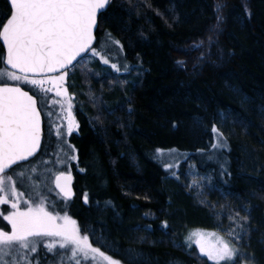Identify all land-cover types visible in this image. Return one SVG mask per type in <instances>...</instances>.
<instances>
[{"label": "trees", "instance_id": "obj_1", "mask_svg": "<svg viewBox=\"0 0 264 264\" xmlns=\"http://www.w3.org/2000/svg\"><path fill=\"white\" fill-rule=\"evenodd\" d=\"M8 10V0H0V19ZM105 32L120 41L123 64L135 70L117 74L79 62L80 126L71 141L76 194L57 195L49 173L45 184L53 191L41 185L47 203L121 264H130L129 249L132 264H213L196 246H184L186 234H226L228 217L248 209L250 234L229 238L264 264V0H110L97 39ZM213 124L226 138V165L211 158ZM48 136L30 160L37 168L41 159H57V142L50 145ZM157 148L164 150L159 160ZM171 149L186 157L166 172L161 160L167 163ZM187 161L203 175L184 174ZM194 180L202 187H187ZM30 183L19 186L27 197ZM33 256L59 264L42 244Z\"/></svg>", "mask_w": 264, "mask_h": 264}, {"label": "snow or ice", "instance_id": "obj_2", "mask_svg": "<svg viewBox=\"0 0 264 264\" xmlns=\"http://www.w3.org/2000/svg\"><path fill=\"white\" fill-rule=\"evenodd\" d=\"M8 3L9 10L0 19V41L6 49V55H0V65H3L0 68V205L9 206L0 211V217L7 222L0 226V264H39L33 254L38 252L41 244L48 252L59 256V264H121L119 259L93 246L89 235L81 233L77 221L67 212L60 215L48 210V195L34 182L38 166L30 161L42 147V110L51 105H58L59 111L45 112L49 117V136L54 129L58 152L63 153V157L57 156L55 163L65 164L77 159L71 154L75 152L74 146L65 139L79 129L73 115V97L66 87L69 72L76 68L74 61L79 63L87 57L109 66L117 74L122 68L129 73L135 70L128 64L112 62L113 53L118 57L123 45L111 33L105 32L97 39L98 18L107 10L110 0H8ZM21 85L31 86L36 94L30 95ZM53 92L60 99H52L49 104L48 94ZM53 115L59 123L51 119ZM211 133L217 141L211 145L213 149L227 148L226 138L215 124ZM175 151L169 150L170 153ZM163 155L164 150L157 148L156 158L159 160ZM25 161L27 165L21 164ZM161 162L166 172L178 167V164ZM46 163L49 162L40 160V165ZM46 172L54 176L55 188L59 189L57 195L62 193L64 199H70L71 172H54L50 168ZM171 174L180 179L175 171ZM18 181L31 182L32 192L27 199L24 192L18 191ZM44 187L49 193L53 191L47 184ZM187 187L202 186L194 180ZM87 199L85 194V203ZM244 211V216L237 211L228 217L231 223L226 235L235 237L237 242L250 234V229L245 228L250 212ZM151 227L148 225L146 230ZM160 227L162 231L166 230L167 221ZM102 239L99 237L98 241ZM193 243L200 256L207 257L213 264H237V261L254 264V257L241 252L238 243L216 232L193 231L184 246L191 248ZM58 250H62V254ZM126 254L132 264L135 250H126Z\"/></svg>", "mask_w": 264, "mask_h": 264}, {"label": "rangeland", "instance_id": "obj_3", "mask_svg": "<svg viewBox=\"0 0 264 264\" xmlns=\"http://www.w3.org/2000/svg\"><path fill=\"white\" fill-rule=\"evenodd\" d=\"M85 61L88 62V63H95V64H97L99 67H101L103 69H110L109 66L103 65V64H101V63H99L98 61H95V60H89L87 57H85ZM117 61H119L120 63L123 64L122 59H121V52L119 53V56L118 57L115 55V53H113V61L112 62H117ZM78 64L79 63H76V68L73 71H70L69 72L68 81H67V85H66L67 88H68L69 94L72 95V97H73V100H72L73 109L75 107H80V102L77 100L76 92L74 91L76 77H79V75H78L79 71L77 69V66L79 67ZM2 67H3V65H0V68H2ZM79 69H80V67H79ZM121 71H125V70L122 68ZM7 82H12V81H7ZM13 83H15V82H13ZM51 99H58V98L55 97V98H51ZM48 103L50 104V99L49 98H48ZM80 109H81V107H80ZM49 110L50 111H53L54 113H56V112L59 111V106L58 105H51L50 107L44 108L43 111L45 113L46 111H49ZM45 119L47 121L46 124H47L48 131H49V117L46 114H45ZM51 119L52 120L53 119H56V116L54 115ZM51 136H53V131H52ZM51 136L49 138V142H52ZM216 142L217 141H216V137H215V143ZM67 143H69V142H67ZM70 144L72 145V143H70ZM53 151H54V154H52L53 156L57 157L59 155V156L63 157V153L58 152V150L57 151L56 150H53ZM65 151H68L67 148H65ZM225 151H226L225 148L224 149H221V150H214V152L211 154V158H213L214 160L216 159L219 162H222L224 160L223 161L224 162V165H226V162H227L226 160L227 159L225 157H227V156H226ZM71 154L72 155H75L77 157L76 150H75V152H73ZM166 157L168 159L167 163H173L174 165H176V164L179 165L180 164V161H182L184 159V157H186V153L180 152V151L176 150L175 152H171V153L168 152L167 155H166ZM64 159L67 160L66 157H64ZM55 161H56V159L53 158L51 161H48L49 163H46V164L40 166L39 168H37V172H36V175L34 177V182L35 183L40 184V185H44L48 181L49 173L46 172V169H49L50 168L54 172L57 171V170H60V171H70V172H72V169L75 168L73 166H76L77 165V159L76 160L67 161L65 164H58V163H55ZM174 168H177V167H174ZM183 173L184 174H186V173H193V175H196V176H202L203 175L199 170L195 169L192 161H187L186 167L183 169ZM53 178H54V176L51 177V185H52ZM20 185H21V183L18 181L17 182V189H18V191L24 192V190L19 187ZM27 195L28 194L25 193V197H24L25 199L28 198ZM47 204H48L47 207H48V210L49 211H52L54 214L55 213H58L56 211L55 207L53 206V203L52 202H48ZM8 208H9L8 205H0V211H3V210L8 209ZM60 215H62V214H60ZM6 223L7 222L6 221H3L2 217H0V226H3ZM9 229H10V226H9ZM6 230H8V229H6ZM200 231H202V230H200ZM191 232H193V231H189L188 234H186L185 241H186V238L189 236V234ZM211 232H213V231H210L208 233H211ZM216 233H218L221 236H224L225 239H230L226 234H223L222 232H219V231L217 232L216 231ZM233 243H235V242L233 241ZM192 246H196V245L193 243ZM241 252L245 253L244 251H241ZM82 264H87V262H82Z\"/></svg>", "mask_w": 264, "mask_h": 264}, {"label": "flooded vegetation", "instance_id": "obj_4", "mask_svg": "<svg viewBox=\"0 0 264 264\" xmlns=\"http://www.w3.org/2000/svg\"><path fill=\"white\" fill-rule=\"evenodd\" d=\"M67 81H68V76H67V78H66V85H67ZM67 87V86H66ZM36 91V90H35ZM69 92V91H68ZM34 94H36V92L34 93ZM48 98L50 99V101L52 100L51 98H55V93L53 92V93H49L48 94ZM58 98V97H57ZM58 99H60V98H58ZM38 104H39V97H38ZM40 106V105H39ZM76 109V110H75ZM42 115H43V121H44V123H43V125H44V138H45V132H47V135H49V131H48V127H47V124H46V119H45V113H44V111L42 110ZM73 115L75 116V118H76V120H77V122H78V124H79V126H80V122H79V118H78V107H75L74 109H73ZM54 116V115H53ZM56 123H59V121L58 120H56V119H53ZM66 123V122H65ZM77 133V130L76 131H74L73 132V134L70 136V137H65L66 138V141L67 142H69V143H71V141H72V137L75 135ZM48 137H50V136H48ZM56 136H55V131H54V129H53V136H51V139H52V142H49L50 143V145L52 144V145H55L56 144Z\"/></svg>", "mask_w": 264, "mask_h": 264}, {"label": "water", "instance_id": "obj_5", "mask_svg": "<svg viewBox=\"0 0 264 264\" xmlns=\"http://www.w3.org/2000/svg\"><path fill=\"white\" fill-rule=\"evenodd\" d=\"M98 19H99V18H98ZM0 43H1V45L3 46V42L0 41ZM3 49H4V48H3ZM4 55H6V49H4ZM78 60H79V58H78ZM74 63H77V62L74 61ZM7 83H9V84H13V83H10V82H7ZM21 87H22L25 91H28L30 95H34L30 90L26 89V88L23 87L22 85H21ZM38 107H39V105H38ZM41 115H42V113H41ZM43 123H44V121H43V115H42V129H43V138H44V125H43ZM43 138H42V143H43ZM41 148H42V147H41ZM40 150H41V149H40ZM39 152H40V151H39ZM39 152H38V153H39ZM38 153H37V154H38ZM31 159H33V158H30V160H31ZM25 162H27V161H25ZM21 163H24V162H21ZM13 167H14V166H13ZM65 172L67 173L68 171H65ZM71 175H72V181H71L72 195H71V198H70V199H72V198L75 196V194H76L75 186H74L75 176H74V173H73V172H71ZM52 185H53V187L55 188L54 178H53V181H52ZM55 190H56L57 192H59V189H56V188H55ZM60 195L63 197V194H62V193H61ZM70 199H68V200H70Z\"/></svg>", "mask_w": 264, "mask_h": 264}, {"label": "bare ground", "instance_id": "obj_6", "mask_svg": "<svg viewBox=\"0 0 264 264\" xmlns=\"http://www.w3.org/2000/svg\"><path fill=\"white\" fill-rule=\"evenodd\" d=\"M97 32V31H96Z\"/></svg>", "mask_w": 264, "mask_h": 264}]
</instances>
